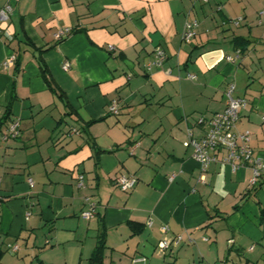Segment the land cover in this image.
Wrapping results in <instances>:
<instances>
[{
    "label": "crops",
    "instance_id": "obj_1",
    "mask_svg": "<svg viewBox=\"0 0 264 264\" xmlns=\"http://www.w3.org/2000/svg\"><path fill=\"white\" fill-rule=\"evenodd\" d=\"M10 3L13 38L0 40V264H89L103 224L105 264H155L147 257L176 250L175 264H264V175L251 186V168L220 161L204 172L184 144L189 129L202 135L200 117L226 108L236 81L233 95L247 101L237 129L251 131L264 162V0ZM63 27L72 32L57 39ZM158 46L167 59L148 71ZM155 102L163 111L148 122ZM15 121L18 135L6 138ZM122 174L137 179L133 189L119 187ZM91 203L96 215L85 219ZM129 221L144 229L134 234Z\"/></svg>",
    "mask_w": 264,
    "mask_h": 264
},
{
    "label": "built area",
    "instance_id": "obj_2",
    "mask_svg": "<svg viewBox=\"0 0 264 264\" xmlns=\"http://www.w3.org/2000/svg\"><path fill=\"white\" fill-rule=\"evenodd\" d=\"M11 2H17L19 0H10ZM7 2L0 8V40L2 35L7 39L13 38V33L9 31L8 27L5 26L10 19V14L13 10L12 3ZM207 1V0H203ZM260 23L264 24V10L259 11ZM240 19H237L235 23H238ZM198 21L192 20L187 21L183 31L182 39L186 42L191 41L197 33ZM72 29L69 27L60 28L56 33L57 39H62L68 33H71ZM110 50L115 49L113 45H108ZM238 57L227 56V60L234 62ZM167 59V53L164 48L158 46L153 51V58L146 64V70H151L154 67L163 65ZM14 57H11V61ZM68 62H65L63 67L67 68ZM189 78H195V75L189 74ZM235 91V84L233 82L228 83L225 94L227 97L226 108L221 112L214 113L210 118L200 117L197 121L199 125L204 127V131L200 137L193 134L192 130L189 129L187 132V139L184 142L186 146L193 148L192 157L200 164L201 169L207 171L209 165L215 161H220L225 164H229L233 169L239 167H249L252 170V177L250 178V185H256L264 175V162L254 154L251 147V136L250 130H238L237 122L240 118L241 109L245 108L247 101L241 97H235L233 95ZM110 111L118 113L117 101H112L110 105ZM264 121V116H263ZM19 123L13 122L9 129L5 132L6 138L10 136H16L19 133ZM224 151L225 154L220 158L219 153ZM32 183V179H29ZM78 186H84V176L80 174L78 176ZM117 183L119 187L128 191L135 187L137 179L131 175H119L117 177ZM96 215V205L91 203L87 209L82 212V217L85 219H91ZM148 225H152V220L148 222ZM164 232L168 231L166 225L162 226ZM181 236L173 238H163L158 243V249L162 252L167 250L172 244L178 243L181 240ZM17 249V246L14 247ZM142 261L146 264V258L141 257L140 259H134L133 262Z\"/></svg>",
    "mask_w": 264,
    "mask_h": 264
},
{
    "label": "trees",
    "instance_id": "obj_3",
    "mask_svg": "<svg viewBox=\"0 0 264 264\" xmlns=\"http://www.w3.org/2000/svg\"><path fill=\"white\" fill-rule=\"evenodd\" d=\"M38 50L40 52L44 51L43 49H38ZM242 51L243 50L240 49V51H238V54H239V52H242ZM38 61H39V66L41 69L42 77L45 80L49 89H51L54 93H57V94L59 93V95L62 96L63 93L61 92L60 88L56 84L54 78L52 77L44 59L42 57H39ZM9 109H10V107L8 108V110ZM7 118H8V115H7V117H5L4 120L3 119L0 120V131L2 130V126H3V124H5ZM128 224H129V226L132 229L134 234L139 233L144 229V226L142 224L136 223L134 221H129ZM107 248H108V245H107V227L105 226V224H103L98 231L96 246H95V248H94V250H93V252L89 258V264H105V250ZM40 264H48V263L41 262Z\"/></svg>",
    "mask_w": 264,
    "mask_h": 264
},
{
    "label": "rangeland",
    "instance_id": "obj_4",
    "mask_svg": "<svg viewBox=\"0 0 264 264\" xmlns=\"http://www.w3.org/2000/svg\"><path fill=\"white\" fill-rule=\"evenodd\" d=\"M242 76H243V78L245 80L248 79L247 76L244 73H242ZM248 80L251 81L252 79L250 78ZM234 83L236 85V81ZM154 105L155 106H154V108H152L151 111L145 112V114H150L148 122H150V120H151L150 118H153L155 120L156 117H159L160 112L163 111V108H161L156 102H155ZM152 124L153 123H151L150 125L146 126V128H151ZM186 136H187V133H186ZM176 253H177V250L172 255L171 254H167L166 256H164L163 253L156 251V253H154L153 257L151 255V256H148L147 258H152L155 261V264H175L176 257H177ZM177 264H179V262Z\"/></svg>",
    "mask_w": 264,
    "mask_h": 264
}]
</instances>
